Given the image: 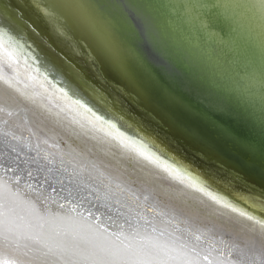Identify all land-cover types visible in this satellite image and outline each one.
Listing matches in <instances>:
<instances>
[{"label":"bare ground","instance_id":"obj_1","mask_svg":"<svg viewBox=\"0 0 264 264\" xmlns=\"http://www.w3.org/2000/svg\"><path fill=\"white\" fill-rule=\"evenodd\" d=\"M27 8L0 0V264H264L260 202Z\"/></svg>","mask_w":264,"mask_h":264},{"label":"water","instance_id":"obj_2","mask_svg":"<svg viewBox=\"0 0 264 264\" xmlns=\"http://www.w3.org/2000/svg\"><path fill=\"white\" fill-rule=\"evenodd\" d=\"M20 1L51 12L62 35L85 53L86 47L104 78L133 97L147 122L199 160L204 172L264 207L262 3L219 0L220 7L208 14L186 12V0H152L154 33L146 38L123 13L122 0H44L42 6L39 0ZM149 48L164 57L171 74L241 116L253 128L251 147L233 143L203 110L186 108L165 80H153L144 66L155 65Z\"/></svg>","mask_w":264,"mask_h":264},{"label":"snow or ice","instance_id":"obj_3","mask_svg":"<svg viewBox=\"0 0 264 264\" xmlns=\"http://www.w3.org/2000/svg\"><path fill=\"white\" fill-rule=\"evenodd\" d=\"M220 7L219 0H186L184 9L189 13H208ZM153 5L152 0H122L121 9L126 17L137 21V27L141 33L150 38L154 33V25L150 19ZM148 57L153 63L145 62V68L149 71L153 80H165L168 87L178 94V98L189 110L201 109L202 114L212 121L220 132L228 137L233 143L251 147L253 128L239 115L227 110L207 96L198 93L190 85L185 83L182 77L171 74V69L165 62L164 57L154 56L152 50L146 49ZM264 136V125L261 127Z\"/></svg>","mask_w":264,"mask_h":264}]
</instances>
